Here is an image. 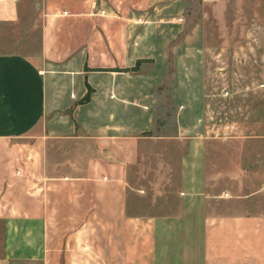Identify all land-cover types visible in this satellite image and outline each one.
Wrapping results in <instances>:
<instances>
[{
	"label": "crops",
	"instance_id": "0c3cea01",
	"mask_svg": "<svg viewBox=\"0 0 264 264\" xmlns=\"http://www.w3.org/2000/svg\"><path fill=\"white\" fill-rule=\"evenodd\" d=\"M193 1L0 0V264H264V133L203 132L202 32L229 0L196 22ZM166 83L186 150L175 198L141 213Z\"/></svg>",
	"mask_w": 264,
	"mask_h": 264
},
{
	"label": "rangeland",
	"instance_id": "374dc122",
	"mask_svg": "<svg viewBox=\"0 0 264 264\" xmlns=\"http://www.w3.org/2000/svg\"><path fill=\"white\" fill-rule=\"evenodd\" d=\"M195 4L194 0L193 8L189 11L193 22L204 19L196 14ZM236 4L229 0L226 6L220 5L216 12L208 7L209 14L205 17L209 23L202 32V38L206 41L204 66L208 95L205 135L246 136L255 132L264 133V128L256 129L260 122L264 125V0H237ZM37 22L32 27V35L34 31L36 35L39 31ZM6 35L8 32L0 27V51L17 50L8 40L10 36ZM159 90L156 126L152 131L157 135V140L143 151L136 166L138 182L134 181V184L137 183L139 189L136 190L140 195L137 204L141 213L147 212L151 195L157 191V198H162V201L175 198L181 158L186 150L181 140L171 139V136L178 134L176 107L171 101L169 83ZM226 148L229 145L226 144ZM252 150L253 155L264 152V141L260 147ZM226 152L229 153V149ZM259 165L258 158L254 166Z\"/></svg>",
	"mask_w": 264,
	"mask_h": 264
},
{
	"label": "trees",
	"instance_id": "16d2710c",
	"mask_svg": "<svg viewBox=\"0 0 264 264\" xmlns=\"http://www.w3.org/2000/svg\"><path fill=\"white\" fill-rule=\"evenodd\" d=\"M134 70V69H133ZM89 98V94L88 95H86V97L84 98L85 100H87Z\"/></svg>",
	"mask_w": 264,
	"mask_h": 264
}]
</instances>
